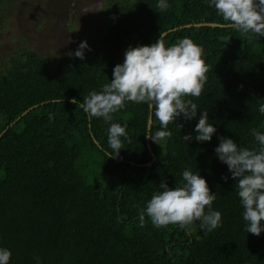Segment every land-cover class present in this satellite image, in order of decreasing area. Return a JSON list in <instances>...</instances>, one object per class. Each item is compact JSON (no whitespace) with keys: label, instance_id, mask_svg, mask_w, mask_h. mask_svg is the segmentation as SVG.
Returning a JSON list of instances; mask_svg holds the SVG:
<instances>
[{"label":"trees","instance_id":"obj_1","mask_svg":"<svg viewBox=\"0 0 264 264\" xmlns=\"http://www.w3.org/2000/svg\"><path fill=\"white\" fill-rule=\"evenodd\" d=\"M167 2L161 12L158 0H102L99 33L83 60L74 56L77 42L72 56L53 60L24 48L0 66V248L11 251L10 264H264V232L245 230L237 182L214 151L220 137L259 146L251 130L264 133V37L241 35L206 0ZM7 5L0 0V14ZM159 38L166 46L189 38L203 49L207 81L199 98H187L197 116L181 115L158 145L145 138L160 130L148 105L126 102L110 123L127 125L131 142L109 157L110 123L72 100L101 91L130 47ZM205 111L217 131L201 143L195 127ZM95 153L92 181L78 162ZM186 169L216 195L221 227L202 231L195 221L190 231L157 228L147 216L141 226L138 212L160 183L179 186Z\"/></svg>","mask_w":264,"mask_h":264},{"label":"clouds","instance_id":"obj_2","mask_svg":"<svg viewBox=\"0 0 264 264\" xmlns=\"http://www.w3.org/2000/svg\"><path fill=\"white\" fill-rule=\"evenodd\" d=\"M206 3L241 35L248 39L264 37V0H206ZM168 7L167 0H158L157 8L161 12ZM86 49L90 50L87 42L80 43L74 56L83 60ZM208 71L203 49L191 39L183 38L166 46L159 38L151 46L130 47L125 52L123 64L114 67L110 83L104 84L99 92L91 91L83 103L76 99L72 103L90 117L102 118L106 123L113 120L114 113L125 108L126 102L147 104L159 122L160 130L145 138L159 145L160 141L172 136L165 130L169 124H174L181 115L185 120L197 116V104L187 98L201 96ZM259 112L264 114V104L260 105ZM126 128L127 125L110 123L107 142L115 155L109 157L119 156L124 140L131 142ZM216 131L208 122V112H202L195 127V140L210 142ZM251 134L258 142V148H242L233 139L220 137L214 151L237 182L235 187L244 210L245 230L259 237L264 232V133L253 128ZM182 178L183 183L174 188L166 181L160 183V191L154 193L146 207L138 212L141 226L147 216L157 228L173 224L190 231L195 221L200 222L202 231L212 232L221 227V213L212 208L216 195L207 181L189 169L183 171ZM222 179L227 182L228 177ZM11 257L9 249L0 248V264H10Z\"/></svg>","mask_w":264,"mask_h":264},{"label":"rangeland","instance_id":"obj_3","mask_svg":"<svg viewBox=\"0 0 264 264\" xmlns=\"http://www.w3.org/2000/svg\"><path fill=\"white\" fill-rule=\"evenodd\" d=\"M101 1L9 0L0 14L5 16L0 21V66L24 48L55 60L67 57L77 42L90 45L99 33ZM99 160L95 153L89 163L78 162L92 181L99 175Z\"/></svg>","mask_w":264,"mask_h":264},{"label":"water","instance_id":"obj_4","mask_svg":"<svg viewBox=\"0 0 264 264\" xmlns=\"http://www.w3.org/2000/svg\"><path fill=\"white\" fill-rule=\"evenodd\" d=\"M200 27V26H204V25H202V24H200V25H196V27ZM165 36V34H163L162 36H161V38H163ZM17 120H19V119H17ZM151 123H152V117H151V115L149 116V119H148V127H150L151 126ZM148 140V139H147ZM154 160H152V162H153Z\"/></svg>","mask_w":264,"mask_h":264}]
</instances>
